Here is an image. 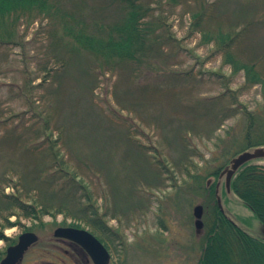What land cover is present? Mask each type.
Listing matches in <instances>:
<instances>
[{
    "label": "rangeland",
    "instance_id": "rangeland-1",
    "mask_svg": "<svg viewBox=\"0 0 264 264\" xmlns=\"http://www.w3.org/2000/svg\"><path fill=\"white\" fill-rule=\"evenodd\" d=\"M143 2L150 8L149 19L154 22L157 20L160 24V30L156 34L164 41L161 52L164 51L168 56L173 54L168 59L171 66L162 76L152 77V80L157 79L158 90L152 89L150 92V97L155 100L149 98L145 102L131 85L129 87L131 73L126 68L102 73L98 67H93L91 78L83 71L84 59L77 57L66 73L69 72L67 77L70 81L69 89L73 90L70 93L72 95L65 99L60 97V112L53 115V126L62 123V113L68 115L66 123L70 126L69 135L72 139L68 152L73 149L76 141V149L80 155L86 152L85 136L93 126L98 127L97 141L101 145H106L107 142V139H103L107 136L103 126L114 127L116 132L110 135L112 138L116 137L110 150L114 154V160L126 149L136 157L138 148L125 147L127 142L122 143L123 136L118 138L119 134L128 130L131 142L146 146L145 153L158 154L161 164L166 161L169 167L174 166L180 153L177 150L178 143L185 141L187 149H191L188 157L191 156L192 160H184L182 165L180 162L169 173L186 179L190 173L203 176L225 162L226 158L220 157L222 150L226 154L234 148L233 145L241 147L243 144L240 141L245 131L243 116L239 114L225 119L226 110L237 107L239 110L258 112L264 107V101L260 85L247 90L241 89L244 73L241 71L233 76L231 68L222 64L223 57L217 46L200 43L201 35L192 33L190 29V12L199 11L204 4L207 8L206 15L197 29L210 30L212 33L243 22L247 27L235 43L233 53L244 62H254L264 75V0H177V4L169 0ZM106 3L107 0H60L65 9L74 5L82 6L83 15L90 20L117 19L119 6H108ZM49 29L47 20H37L29 26L22 24L18 29L24 36L22 45L0 46V126H4L0 127V152H12L16 146L14 142L7 141L9 138L6 139L9 129L14 126H42L41 119L35 123L21 88L29 78L33 79L32 84L40 83L44 76L43 68L48 69L55 64L49 48ZM163 35L170 44L164 40ZM169 71L172 74L166 75ZM92 80H95L96 87L90 93L89 101L83 90L85 86L92 84ZM43 84H46L44 94L49 88L51 93L52 89L58 87L52 81ZM42 91L43 89L34 91L33 99L39 100ZM27 98L32 99L31 95H27ZM122 100L129 101L127 107L124 108ZM48 102L53 103L49 94L46 106ZM180 117L193 120L196 132H181L174 127L177 126L176 122L170 125L169 119ZM262 125L264 127V122ZM181 127L179 122V128ZM196 154L201 157L198 158ZM68 155L74 161L77 159L70 152ZM3 159L5 156L0 157V170L4 164L1 161ZM75 163L78 165V162ZM147 164L149 163L143 160L142 166L138 161L136 167L137 172L145 178L143 180H151L156 175L155 169ZM79 166L83 171L84 167H76ZM121 166L120 164L118 168ZM106 174L112 175L104 168L98 172V204L101 213L105 211L104 194L110 188ZM164 176L161 175L157 186L150 185L152 187L148 188L142 186L143 183L138 185L136 191H142L141 195L147 200V206L135 202V205H125L123 202V213L114 217L110 210L114 208V203L109 202L107 205V228L104 233L111 237V243H107L111 254L110 264H196L201 237L194 228L195 218L192 212L196 205H203V198L190 191L178 195V189L165 188L170 182L164 179L162 184ZM223 180L224 177L221 178L220 186ZM221 206L230 214H237V223L252 224L253 219H249V213L229 200L226 187ZM207 209L208 207L204 210L203 221ZM20 222L21 225L4 231L9 240L0 241V252H6L9 245L15 243H10L11 240L17 241L18 236L24 232V226L32 225L29 220L22 219ZM44 224L42 229L34 230L39 236V242L26 253L20 264H79L80 256L75 254L78 248L53 240V232L60 226L86 229L93 233L92 230L84 225H77L71 219L65 220L61 215L54 219L44 218ZM65 250L68 252L66 255L74 253L75 257L70 259L64 254ZM3 257L4 255H0V259Z\"/></svg>",
    "mask_w": 264,
    "mask_h": 264
},
{
    "label": "trees",
    "instance_id": "trees-1",
    "mask_svg": "<svg viewBox=\"0 0 264 264\" xmlns=\"http://www.w3.org/2000/svg\"><path fill=\"white\" fill-rule=\"evenodd\" d=\"M169 1L177 4V0ZM106 4L119 6L120 13L117 19L90 20L83 15L82 6L74 5L70 9H65L61 6L60 0H0V46H21L24 36L18 30L20 25L29 26L37 20H47L50 28L49 48L55 60L53 67L43 68L44 76L40 83L32 84L33 79L29 78L21 88V93L28 101V110L34 115L35 123L41 119L42 126H14L9 129L6 139L9 138L7 141L14 142L16 146L12 152H0L1 158L5 156V159L1 160L4 164L0 170V240L8 241L4 231L21 225L22 219L32 222L31 226H24V231H38L45 227L44 218L54 219L61 215L65 220L71 219L77 225L89 227L107 246V243L111 242V237L104 233L107 228L106 207L109 202L114 203V208L110 209L114 217L123 213L125 205L139 203L147 206V200L141 195L142 191H136L138 185L143 183L142 186L148 188L152 187L150 185L157 186L161 175H165L162 184L164 179L170 182L169 186L167 184L164 186L165 188L178 189V195L187 191L193 192L201 196L204 207H208L200 235V253L196 264H264V240L242 231L221 212L215 196L216 182L207 186L209 178L217 179L231 158L243 151L264 146L262 125L264 107L258 112L239 110L237 107L226 110L225 119L239 114L243 116L245 131L240 139L243 144L241 147L233 145L231 151L230 147L229 151L233 152L231 154L230 152L225 154L222 150L220 157L224 156L225 162L203 176L190 173L186 179L169 173L180 162L182 165L184 160H192L191 156L188 157L191 149H187L185 141L182 144L178 143L177 150L180 153L174 161V166L169 167L168 162L164 160L161 164L158 154L145 153L146 146L131 142L128 130L124 132L125 134H119L118 138L121 139L123 136L122 143L127 142L125 147L138 148L136 157L130 155L126 149L121 156L112 159L114 154L110 150L113 139L116 138L110 136L116 132L112 126H103L107 134L103 138L107 139L106 145L98 143V127L91 126L92 129L84 140L86 152L80 155L74 141V147L69 152L77 159L74 161L68 155L72 143L69 135L70 126L66 123L68 115L62 113V123L59 126H53V115L60 112L62 103L60 97L65 99L72 95L70 93L73 90L69 89L70 81L67 77L69 72L66 74L72 67L71 62L77 57H82L83 71L85 70L91 78L93 67H98L102 73L126 68L131 73L129 87L131 85L139 98L145 102L149 98L155 100L154 97H150V92L152 89L158 90L157 79L152 80V77H159L171 66L168 59L173 57V54L168 56L164 51L161 52L164 41L156 34V31L160 30V24L157 20L154 22L149 19L150 8L143 0H107ZM206 10L202 4L199 11L190 12L191 32L201 35V44H213L218 47L223 57L222 64L231 68L233 76L241 71L244 73L242 90L260 85L264 101V75L254 62H244L233 53L235 43L247 26L239 22L227 27L226 30L220 28L215 33L206 29L199 30L198 24L202 22ZM163 38L167 41L165 35ZM167 43L170 44V41ZM170 73L169 71L166 75ZM139 79L143 84H140ZM49 81L57 83L58 87L52 89L51 93L49 88L44 94L46 84L43 83ZM147 83H150V86H147ZM95 87L96 82L92 80V84L89 87L85 86L83 90L89 101L90 93ZM41 89H43L41 98L34 100L32 96L34 91ZM48 94L53 103L48 102L46 106ZM27 95H31L32 99H28ZM121 102L125 108L129 101ZM168 121L170 125L176 122L177 126L174 127L181 132H196L193 128L196 123L193 124L194 121L188 118L180 117ZM14 154L16 157H12ZM195 156L201 157L198 154ZM142 158L144 162L149 163L147 164L149 167L155 169L156 175L151 180H143L145 178L136 170L138 161L143 166ZM75 162L82 165L84 170L81 171L80 166L76 167L78 165ZM120 164L122 166L118 168ZM103 168L112 175L106 174L110 188L107 189L106 195L104 194L105 211L101 213L98 204L100 197L98 172ZM6 188H10L11 191L6 193ZM232 189L264 226V167L255 163L244 165L233 177ZM12 218L15 220H11ZM12 241L15 242L11 240L10 243ZM3 254L1 251L0 255Z\"/></svg>",
    "mask_w": 264,
    "mask_h": 264
},
{
    "label": "water",
    "instance_id": "water-1",
    "mask_svg": "<svg viewBox=\"0 0 264 264\" xmlns=\"http://www.w3.org/2000/svg\"><path fill=\"white\" fill-rule=\"evenodd\" d=\"M264 159V147L255 148L245 151L230 161V164L223 170L225 175L224 185L230 190V184L235 173L246 163ZM222 175L220 177H222ZM220 183H218L219 185ZM219 201V198H218ZM195 227L199 231L203 224L201 221L202 207L196 206L193 210ZM57 237L66 238L80 245L89 254L94 264H109L110 255L104 246L88 231L75 228H57L54 232ZM264 239V229H262V237ZM38 237L32 232H25L18 238V242L14 246L8 247L6 256L1 260L0 264H18L23 258L29 247L37 241Z\"/></svg>",
    "mask_w": 264,
    "mask_h": 264
},
{
    "label": "bare ground",
    "instance_id": "bare-ground-1",
    "mask_svg": "<svg viewBox=\"0 0 264 264\" xmlns=\"http://www.w3.org/2000/svg\"><path fill=\"white\" fill-rule=\"evenodd\" d=\"M233 158H231L230 160H229V163L223 168V170L230 164V161L232 160ZM255 162H257V161H251V162H248V163H246V164H249V163H255ZM246 164H244V165H246ZM256 165H259V166H262V167H264V162H262V160L261 161H258V163H255ZM243 165V166H244ZM242 166V167H243ZM241 167V168H242ZM240 168V169H241ZM239 169V170H240ZM223 170L220 172V174H219V176H218V178L217 179H213V177L212 178H209V180L207 181V186H210V185H213L214 184V182H216V184H215V196H216V201H217V206H218V208L221 210V212H223L235 225H237L242 231H246L247 229H248V227L249 226H251V224H247V223H243V224H239V223H237V220H236V218H235V216L237 215L236 213H232V214H230L229 212H227L226 211V209H223V207L221 206V198H222V196H221V194L223 193V190H224V187H225V185H224V180H225V175H222V172H223ZM238 170V171H239ZM237 171V172H238ZM236 172V173H237ZM235 173V174H236ZM222 175V177H220ZM235 176V175H234ZM233 176V177H234ZM224 177V180H223V183H222V185L220 186V184L218 185V183H221L220 181H221V178H223ZM227 191H228V195H229V200L232 202V203H234V204H237V205H240L241 207H244V208H249L243 201H241L238 197H237V195L233 192V189H232V181H231V184H230V190H228L227 189ZM218 198H219V201H218ZM196 206H201L202 207V216L204 215V210H205V207H204V205H196ZM195 206V207H196ZM250 209V208H249ZM254 219L258 222V223H260V221L256 218V216H254ZM202 221V220H201ZM202 223H204V221H202ZM60 228H73V227H71V226H69V227H65V226H60ZM195 228V227H194ZM1 241V240H0ZM110 241H111V239H110ZM111 243V242H110ZM102 245L104 246V248H106L107 250H108V245L106 246V244L104 243V242H102ZM9 246H11V245H9ZM109 251V250H108ZM109 263H111V261L109 262Z\"/></svg>",
    "mask_w": 264,
    "mask_h": 264
},
{
    "label": "flooded vegetation",
    "instance_id": "flooded-vegetation-1",
    "mask_svg": "<svg viewBox=\"0 0 264 264\" xmlns=\"http://www.w3.org/2000/svg\"><path fill=\"white\" fill-rule=\"evenodd\" d=\"M52 239L53 240L55 239L57 242L63 243L64 245H69V246L74 245V246H76L78 248V250L76 251L75 254H76V256L77 255L80 256L79 264H92L90 259H89V257L85 253V251L82 248H80L78 245H76V244H74V243H72V242H70L68 240H65V239L54 238V236H53ZM64 254L66 255V254H68V252L65 250ZM71 254H72L71 256H68V255H66V256H68L70 259H73V257H75V254L74 253H71Z\"/></svg>",
    "mask_w": 264,
    "mask_h": 264
},
{
    "label": "crops",
    "instance_id": "crops-1",
    "mask_svg": "<svg viewBox=\"0 0 264 264\" xmlns=\"http://www.w3.org/2000/svg\"><path fill=\"white\" fill-rule=\"evenodd\" d=\"M243 209H245L243 207ZM246 210V209H245ZM247 211V210H246ZM248 213V212H247ZM250 233L252 234H257L255 232L259 231L260 230V224L256 221V220H253L251 226L248 227L247 229Z\"/></svg>",
    "mask_w": 264,
    "mask_h": 264
}]
</instances>
